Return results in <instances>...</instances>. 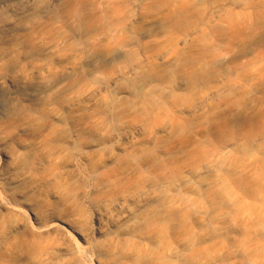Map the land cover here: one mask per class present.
Returning <instances> with one entry per match:
<instances>
[{
    "label": "rangeland",
    "instance_id": "rangeland-1",
    "mask_svg": "<svg viewBox=\"0 0 264 264\" xmlns=\"http://www.w3.org/2000/svg\"><path fill=\"white\" fill-rule=\"evenodd\" d=\"M0 264H264V0H0Z\"/></svg>",
    "mask_w": 264,
    "mask_h": 264
},
{
    "label": "bare ground",
    "instance_id": "bare-ground-1",
    "mask_svg": "<svg viewBox=\"0 0 264 264\" xmlns=\"http://www.w3.org/2000/svg\"><path fill=\"white\" fill-rule=\"evenodd\" d=\"M184 16V13H178L177 17L178 18H182ZM43 84H47V82H42ZM120 171L122 172H128L129 169H120ZM123 178V177H122ZM120 181V178L118 175H108L106 176L100 183V186H106V187H116L118 185ZM149 192L148 191H142L141 193H139L137 196L131 198V199H122V201H118L116 203H114L112 209L115 213V217H114V221L116 223H118L119 221H123L125 219H129L132 216L135 215V211L133 208V203L137 201L144 202V199L146 197H148ZM148 199V198H147ZM130 200V201H129ZM159 210L156 209V211L154 212V214H156ZM102 214L98 213L97 216L95 217L96 221H100ZM58 228L59 231H62L63 236H65L66 238H70V234L69 232H67L62 226H55Z\"/></svg>",
    "mask_w": 264,
    "mask_h": 264
}]
</instances>
